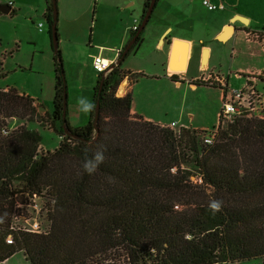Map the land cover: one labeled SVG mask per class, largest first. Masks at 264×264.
Instances as JSON below:
<instances>
[{"label": "trees", "instance_id": "trees-1", "mask_svg": "<svg viewBox=\"0 0 264 264\" xmlns=\"http://www.w3.org/2000/svg\"><path fill=\"white\" fill-rule=\"evenodd\" d=\"M151 1L145 0L143 15ZM45 3L51 38L53 1ZM141 40L142 32L129 52ZM52 51V112L41 117L58 146L39 155L37 131L24 125L7 136L0 132V262L20 252L30 264L264 263V119L235 118L204 145L193 129L177 135L132 116L131 94L116 95L123 78L134 76L120 71L129 54L121 59L122 50L118 65L97 75L96 128L95 107L85 125L72 128L62 119L61 53L58 46ZM33 103L12 88L0 90V131L13 118L29 123L37 117ZM98 149L103 163L84 174L83 160ZM198 174L202 183H192ZM32 195L42 201L47 231L12 230L10 219L33 206ZM212 200L221 202L215 214L208 209Z\"/></svg>", "mask_w": 264, "mask_h": 264}, {"label": "crops", "instance_id": "crops-1", "mask_svg": "<svg viewBox=\"0 0 264 264\" xmlns=\"http://www.w3.org/2000/svg\"><path fill=\"white\" fill-rule=\"evenodd\" d=\"M202 1L171 0L163 7L162 13L160 12L155 17L153 25H150L153 15L150 16L143 31L154 40L155 47L158 49L157 52L161 56L160 66L162 69L156 75L160 76L162 80L171 82L176 89L184 84L192 88L197 86L209 87L212 84L237 90L244 85L249 75L260 74L257 88L259 90L264 89L263 47L257 43L248 42L245 38L247 31H264V0H208L212 5H223L222 10L215 11H208L203 6ZM144 2L145 0H101L100 3L96 4L94 0H56L57 45L60 49L61 58L64 59L63 55H66V45H74V52L84 54V58L83 60L79 58L77 61H69L70 65L76 69L78 67L88 69L89 72L93 73L90 76L93 75L97 80L98 76L91 67L93 57L101 56L108 61L117 62L118 53L125 48L133 33L131 29L134 26L139 27L143 19ZM158 2L159 0L155 2L153 11ZM4 6H9V14L14 12L13 16L0 14V16H6L4 18H8L5 20H11L19 11V14L24 15L25 21L29 18L33 20L37 18L38 21H45L47 24L45 0H14L13 2L9 1ZM38 23L37 26L33 25L29 29L34 37L31 41L40 40L43 36V24ZM39 25L41 28L38 27ZM28 27L29 24L26 23L25 28ZM90 32L93 36L95 33L103 35L108 40L106 44L96 45L91 49H86L87 51L83 53L79 48V40L88 36ZM3 33L4 31L0 30V44ZM174 40L186 43L185 47L178 46L175 48L177 55L182 52L186 54L184 71H172L168 66L173 50L172 41ZM27 43H33L36 48L34 42ZM262 44L264 45V42ZM204 52L207 55L205 67H203ZM179 57L177 56L178 61L174 67L178 66ZM191 65L193 70L189 73ZM128 73L133 74V72ZM135 74H141V72L138 70ZM90 76L87 79L88 85L93 82ZM196 81H203L206 85H195ZM132 84L133 80H129L128 76H125L119 85L120 89L117 90V97H123L126 93L131 94ZM7 89L9 88L0 90L6 91ZM219 97L221 100V89ZM33 105L38 114L41 111L43 114L45 113L42 110V105L37 101L34 100ZM130 114L142 117L144 121L152 122L138 114L134 110L133 103ZM8 122V127L24 125L27 127L28 125L18 119H11ZM67 122L72 128L83 126L72 124L69 119ZM170 123L176 122L156 124L169 125ZM9 259L0 262V264H6Z\"/></svg>", "mask_w": 264, "mask_h": 264}, {"label": "rangeland", "instance_id": "rangeland-1", "mask_svg": "<svg viewBox=\"0 0 264 264\" xmlns=\"http://www.w3.org/2000/svg\"><path fill=\"white\" fill-rule=\"evenodd\" d=\"M9 1L13 2L14 0H0V5H6ZM94 1L96 4L101 2V0ZM168 1L171 2V0H159L151 14L153 16L150 25L154 24L155 17L160 12L162 13L163 7L166 6ZM99 7H101L100 4ZM4 17L6 16H0V30L4 31L0 44L1 69L4 77L0 78V89L8 87L16 90L17 93L29 96L42 105L43 111L50 113L52 112L55 85L54 51H52V42L49 34L50 27L45 21H38L37 18L35 20L29 18L25 21L24 15L22 13L19 14V11L11 20H5L8 18ZM38 22L43 24V36L40 40L31 41L34 37L29 29L33 25L37 26ZM26 23L29 24L28 28H25ZM107 40V37L103 35L95 33L93 36L90 32L88 36L79 40V48L81 52L85 53L86 49L106 44ZM27 42H34L36 48L33 43ZM34 50L35 53H33ZM157 50L154 40L143 31L141 42L120 63L121 72H133L134 74L133 78L129 76V80H133L130 92L134 110L141 116L151 120V123L155 122L153 123L155 125H159L156 123L165 124L175 121L177 126H184L194 130H208L215 127L218 123V114L222 105L219 97L220 89L217 86L215 88L210 86L192 88L187 84L181 85L176 89L171 82L162 80L160 76L156 75L162 69L160 66L161 56ZM74 51V45L67 44L66 55H63L64 59L61 58L67 95L66 118L70 120V123L81 126L88 122L89 113L85 114L78 110L75 103L76 99L85 97L92 101L93 90L97 80L93 75L90 76L93 73L89 72L88 69L79 67L76 69L73 65H70L69 61H77L79 58L83 60L84 58V54H77ZM192 65L189 73L193 70ZM138 70L141 74H135ZM89 76L91 81H93L90 85H88L87 81ZM41 116H43L42 111L38 114V118L35 117L29 123L24 122L28 124V129L37 131L41 137L38 149L39 155L51 152L60 142V139L50 131L47 121L42 119ZM37 205V210L39 211L42 201H38ZM38 211L22 207L20 211H16V215L22 214L29 219L37 220L41 231L45 232L48 229L49 222L46 220L45 212L40 211L38 213ZM20 218L13 219L12 217L10 219V226L13 229L18 230L26 226L22 220L24 217ZM6 264L30 263L24 259L22 254L16 253L10 257ZM240 264L259 263L257 261H244Z\"/></svg>", "mask_w": 264, "mask_h": 264}, {"label": "built area", "instance_id": "built-area-1", "mask_svg": "<svg viewBox=\"0 0 264 264\" xmlns=\"http://www.w3.org/2000/svg\"><path fill=\"white\" fill-rule=\"evenodd\" d=\"M202 4L208 11L223 9L222 4L212 5L208 0H203ZM38 27L41 28V25H39ZM136 30H137L136 26H134L131 29L132 32H135ZM245 38L248 42L257 43L261 45L264 50V45L262 44V42H264V31H247L245 33ZM91 67L92 70L97 75H102L103 77H105L116 67V61L112 62L102 58L101 56H94L91 62ZM258 77H260V74L249 75L248 80L244 83V85L241 88L237 90L228 89L227 87L225 88L224 86L223 87L221 86L222 105H221L220 113L218 114V123L212 129L195 130V135L197 139L200 141V143L204 145H212L217 138L219 128L227 123H230L235 118L261 119V120L264 119V89L259 90L257 88ZM8 123L9 122L7 121V127H4L0 131L2 136H7L10 132L18 128V127H8ZM161 127L171 129L177 135H179L182 128H185L183 126L181 127L177 126V123H170L169 125L166 126L161 125ZM190 180L194 184L202 183V178L199 174L194 177H191ZM36 198L37 197L35 195L31 196L33 206H27V208L31 207L32 210L38 211ZM17 218L19 217L18 216L14 217V219ZM24 223L26 224V226L21 230L36 234L43 233L41 231V227L37 222V220L28 219L25 220ZM12 230L15 229L12 228ZM5 241L7 244L12 243V239L10 236H8Z\"/></svg>", "mask_w": 264, "mask_h": 264}, {"label": "water", "instance_id": "water-1", "mask_svg": "<svg viewBox=\"0 0 264 264\" xmlns=\"http://www.w3.org/2000/svg\"><path fill=\"white\" fill-rule=\"evenodd\" d=\"M53 1V23L51 26V42H52V46L53 48L57 47L58 44V37H57V29H56V17H57V11H56V2L54 0ZM155 0H152L148 6V8L146 9L144 15H143V19L141 20V23L139 25L138 31L137 33L133 36V38L128 42V44L125 46V48L122 51V55H121V59L124 58V56L129 52L131 46L134 44L136 38L139 36V34L143 31L144 27L146 26L151 13L153 11L154 5H155ZM10 12V8L9 6H4V5H0V14L2 15H9ZM172 46H173V50L171 52V56H170V61H169V68L171 69L172 65V59L177 58V56L179 57V60L181 62L180 66H175L174 69L175 70H182L183 69V65L182 62H184L186 60V54L185 52H182L180 55L176 54V47L181 46V47H185L186 43L178 41V40H174L172 41ZM120 62V61H119ZM119 62H116V65H118ZM62 83H63V114H62V119H65L66 116V101H67V95H66V85H65V81H64V73L62 74ZM98 104L95 105V112H94V119H93V127L96 128V122H97V118H98ZM65 133H67L66 129H64Z\"/></svg>", "mask_w": 264, "mask_h": 264}, {"label": "clouds", "instance_id": "clouds-1", "mask_svg": "<svg viewBox=\"0 0 264 264\" xmlns=\"http://www.w3.org/2000/svg\"><path fill=\"white\" fill-rule=\"evenodd\" d=\"M220 89L222 90L221 86H220ZM75 103H76V107L78 108V110L85 114L92 112V110L95 107L94 103L90 99H87L85 97H78ZM163 126H166V125H163ZM103 161H104L103 150L102 149L96 150L90 158L85 157V159L83 160L82 162L83 173L87 175H91L95 173L98 167L100 166V164L103 163ZM220 207H221V202L218 200H212L208 204V209L212 212V214H215L216 212H218L220 210Z\"/></svg>", "mask_w": 264, "mask_h": 264}, {"label": "bare ground", "instance_id": "bare-ground-1", "mask_svg": "<svg viewBox=\"0 0 264 264\" xmlns=\"http://www.w3.org/2000/svg\"><path fill=\"white\" fill-rule=\"evenodd\" d=\"M221 39V38H220ZM204 56H203V60H204V63H203V67H205V64H206V58H207V55H206V53L204 52V54H203ZM178 61V59H176V58H174L173 57V59H172V63H171V65H172V67H171V70L172 71H175L174 70V65H176V62ZM186 61V60H185ZM185 61L184 62H182V65H183V71H184V69H185ZM181 65V62L179 61V63H178V66H180ZM124 87V86H123ZM120 89V88H119Z\"/></svg>", "mask_w": 264, "mask_h": 264}]
</instances>
